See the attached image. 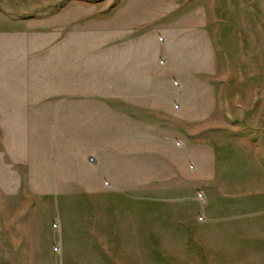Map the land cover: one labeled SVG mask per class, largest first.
Returning <instances> with one entry per match:
<instances>
[{"label":"rangeland","instance_id":"obj_1","mask_svg":"<svg viewBox=\"0 0 264 264\" xmlns=\"http://www.w3.org/2000/svg\"><path fill=\"white\" fill-rule=\"evenodd\" d=\"M128 7L169 47L168 75L123 78ZM104 53L113 90L141 80L175 90L185 131L215 142L209 181L264 184V0H0V264H67L62 237L72 228L57 196L72 192L55 189L51 156L73 141L74 92L103 85L73 71V58Z\"/></svg>","mask_w":264,"mask_h":264},{"label":"crops","instance_id":"obj_2","mask_svg":"<svg viewBox=\"0 0 264 264\" xmlns=\"http://www.w3.org/2000/svg\"><path fill=\"white\" fill-rule=\"evenodd\" d=\"M141 12L123 10L125 80L169 72L161 66L169 47L160 48L154 30L143 33ZM80 57L73 58L72 70L93 75L97 83L103 79V85L74 92L73 141L55 146L51 156L55 189L72 192L71 198L57 196L72 228L62 237L63 260L264 264V184L209 181L217 164L215 142L205 134L193 140L185 131L184 109L172 87L143 86L141 80L116 91L105 85L111 55ZM133 174L160 177L123 183L124 175ZM69 175L71 180H59Z\"/></svg>","mask_w":264,"mask_h":264},{"label":"built area","instance_id":"obj_3","mask_svg":"<svg viewBox=\"0 0 264 264\" xmlns=\"http://www.w3.org/2000/svg\"><path fill=\"white\" fill-rule=\"evenodd\" d=\"M201 197H203V196L201 195Z\"/></svg>","mask_w":264,"mask_h":264}]
</instances>
